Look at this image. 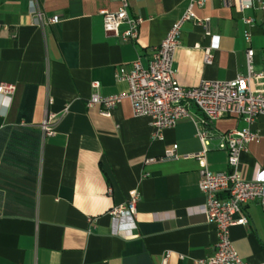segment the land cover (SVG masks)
<instances>
[{"label":"crops","instance_id":"crops-1","mask_svg":"<svg viewBox=\"0 0 264 264\" xmlns=\"http://www.w3.org/2000/svg\"><path fill=\"white\" fill-rule=\"evenodd\" d=\"M36 1L44 18L58 20L40 26L29 0H0V83L15 85L10 97L0 96V264H198L214 252L217 236L199 211L205 194L198 187L197 132L211 138L206 168L227 172L218 138L246 123L227 116L204 124L189 105L190 117L164 129L160 140L127 98L110 116L87 105L93 93L127 92V82L116 78L119 67L137 59L146 64L188 0H128L129 13L142 18L132 41L103 29L101 10H116L117 0ZM195 12L209 18V34L195 20L183 24L173 62L181 85L244 74L250 47L255 71L264 74V10L204 0ZM213 38L218 45L206 64L203 49ZM48 112L58 119L55 133L43 136ZM251 128L260 141L240 156L244 179L264 172V114ZM174 144L178 157L160 159ZM149 157L156 160L145 163ZM130 190L140 194L136 215L118 222L109 212ZM240 216L247 222L230 228L233 247L249 264L264 262V204L249 201Z\"/></svg>","mask_w":264,"mask_h":264},{"label":"built area","instance_id":"built-area-1","mask_svg":"<svg viewBox=\"0 0 264 264\" xmlns=\"http://www.w3.org/2000/svg\"><path fill=\"white\" fill-rule=\"evenodd\" d=\"M116 10H101L103 29L116 34L123 41L137 39L142 18L129 13L128 0H117ZM204 0H188L182 17L174 21L165 37L158 46L151 50L150 59L144 64L140 59L134 60L128 66H120L116 78L128 84L125 94L102 96L91 94L87 100L88 106H99L102 115L110 116L111 110L123 98L130 101L134 115L147 116L152 125L153 139H163V131L172 128L178 120L190 117L189 105H193L202 114V122L211 124L222 117L241 118L246 126L240 129H230L220 134L216 148L227 152V172H212L204 164V153L210 149L211 138L206 130L197 132L202 142V152L196 158L202 162L199 170L198 187L205 194V202L199 211L205 215L206 221L216 232L217 240L214 252L200 260L198 264H249L239 257L230 238V228L235 224H245V217L240 215L242 206L252 200L264 204V172L258 168L252 179H244L239 172L240 156L247 151L250 142H259L260 135L251 128L257 116L264 114V74L257 72L253 66V49L246 51V72L238 74L230 80H203L199 85L186 87L178 82L173 66L175 50L180 46L181 29L188 20L201 24L206 34H209V18H200L195 8L201 6ZM241 11L250 9L264 10L262 0H231ZM30 12L35 16L38 25L44 26L58 20L57 16L44 18L36 0H29ZM247 24L253 18H244ZM246 41L250 42V32L245 30ZM218 41L203 49V60L206 64L212 62V50ZM98 86L97 82L92 84ZM15 91V85L0 83V96L10 97ZM58 115L46 113L40 123L43 136L55 133L54 124ZM176 145L167 148L160 159L177 158ZM149 157L145 163L155 161ZM110 191V188L108 189ZM139 192L130 190L127 200L114 206L109 214L118 222L129 220L133 222ZM264 264V262L258 263Z\"/></svg>","mask_w":264,"mask_h":264}]
</instances>
